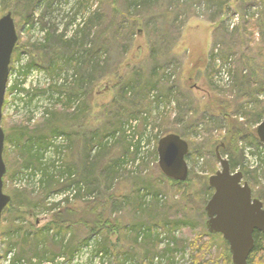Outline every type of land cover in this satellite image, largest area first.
<instances>
[{"label": "rangeland", "instance_id": "374dc122", "mask_svg": "<svg viewBox=\"0 0 264 264\" xmlns=\"http://www.w3.org/2000/svg\"><path fill=\"white\" fill-rule=\"evenodd\" d=\"M138 1L146 3L145 7L133 9L129 6V0L88 1L91 6V9L89 8L91 15L94 14L95 18L94 26L90 31L93 35H96V32L102 35V38H99L104 46L101 49V60L103 63L106 62L107 69L95 81L93 87L87 90L90 91L89 103L86 102L85 111L83 110L87 112L86 115L75 117L74 112L76 111L67 107L62 108V105L57 103L56 108L53 107V113L60 116V119L62 117L63 126H66V133L71 135V140L79 142V147L71 151L66 162L78 169L80 175L84 174V158L94 141L93 133L102 135L113 128H119L121 122L131 115H139L140 120L144 122L150 117H144L143 120L139 112L146 109H150L153 118L152 108L157 106L153 107L149 101H154L155 97L165 98L172 95L176 103L175 111L172 109L163 114L158 119L159 125L153 123V126L158 125L156 129H153L154 131L143 130V123L137 130L139 133H144L145 138L148 137L149 145L154 143L153 138L160 134L162 129L179 132L187 141L189 152L185 160L188 163L189 182L180 188L181 192H187V194L182 196L177 192L178 186H175L161 173L157 161L155 162L152 158L149 165L142 166L135 174L120 173L112 186L109 188L104 186V193L112 194L113 203H116V206L112 205L108 209L110 218L120 222L123 228L139 225L141 221L151 224L152 221L157 222L158 219L171 224L184 221L185 225H182L177 236V244L185 248L194 239H197L199 244H211V249L205 259L211 258L213 261L218 259L221 264L222 255L228 254L225 251L224 240L220 234L208 235L210 233L205 228L207 217L204 207L206 203L203 199L194 200L193 193L196 187L199 188L198 186H203V184L209 187L208 177L221 168L215 156L216 147L221 157L230 159L232 155L234 164L241 161L243 164V156L238 146L236 155L232 152H225L223 149L225 145L222 139L227 134L225 118L230 117L242 123L248 122L250 131L256 136L257 124L251 115L258 111L259 104L264 105V45H260V41L264 39V22L263 19L257 21V26L250 28L252 35L249 37L246 28L248 23H254L253 19L247 23H240L235 28L236 30L234 29L235 31L228 28V19L234 13H238L242 18L240 12L252 8L259 12V17L264 16V0ZM5 2L9 3V8L1 2L0 17L10 12L17 33V42L12 57L14 56L15 59L18 54L25 53L35 61L40 60L39 53L41 52L31 47L29 40L40 39V36L36 30L29 31L30 27L27 28V25L36 24L39 30L42 26L51 30V23L47 20L55 11L57 13L53 17V24L66 21L70 17V11L73 8L78 9L77 5H82L81 0H6ZM71 3L72 6H69ZM74 4L77 5L74 6ZM64 8L70 11H64ZM86 9L83 12H87ZM138 10L141 12H136ZM40 15L43 16V20L39 19L41 22L39 25L35 18H39ZM111 17L115 19V26L110 23ZM139 17L142 21L130 34L127 26L133 19ZM115 29L118 35L115 34ZM51 33H49L51 43L49 46L53 48L52 51H57L63 56L67 55V52L70 53L72 48L63 50L61 42L54 43L58 42V34ZM62 39L70 40L64 37ZM77 45L73 47L74 51L79 49ZM216 48L222 60L231 61L233 80L232 84L226 88H216L211 82L215 70L213 52ZM52 51L48 54L52 55ZM40 64L45 68L50 67L48 61L43 60ZM250 69L254 71L253 76ZM129 79L137 84L134 85L133 92L126 87L129 95L124 99L121 90L124 82ZM151 86L152 88L149 89ZM68 89L67 86L64 91L69 93L70 89ZM84 91L87 92L84 89L81 92ZM150 91L153 92L150 93ZM41 96L43 97L42 94ZM41 96H37V99L39 98L37 102L39 101L40 104L43 102ZM34 105L35 103L30 101L28 107L32 108ZM217 107L223 111L225 118L217 112ZM20 111L19 108L13 115H3L2 129L4 132L20 124L33 132L36 131L35 128H39L38 134L40 135H50L52 130L62 129L60 119L53 120L49 124L39 119L36 123L29 124L21 116ZM245 115L247 117H244ZM132 139L136 140L134 136ZM239 140L250 141L242 136ZM227 142L225 141V144ZM125 147L126 144L123 141L113 147L109 155L101 160V168L108 167L109 162L107 161H113L123 155ZM149 148V151H152V147L149 146ZM195 148L201 151L196 152ZM5 154L9 163L7 167L12 171L13 160L9 159L10 151L7 149ZM256 170L252 169V171ZM240 172L243 174V181L247 182L251 188L252 196L264 201V178L261 182L257 175L247 169H242ZM144 186H150L151 192H156L166 198L165 204L161 206L162 211L159 217L153 205L149 207L147 215L144 214L141 219L138 214H134L137 206L136 189ZM4 187L5 193L12 195V186L6 184ZM186 196L194 199L192 202L184 201ZM33 197L31 199L34 203L43 207L44 196L39 193ZM33 209H30V215L24 216L27 222L33 221L36 226L41 227L51 220L52 212L34 207ZM19 211L24 212V209L21 208ZM13 217L9 211L3 214L0 234L9 230ZM73 228L74 235L71 242L76 244L91 235L89 228L83 226ZM125 231L121 234L116 231L105 233L104 245L112 247L114 251L121 254H131L140 261L153 252L136 246L131 238L124 235ZM49 248L54 253L60 250V247L54 244H50ZM2 252L3 247L0 248V255ZM0 264H3L2 260Z\"/></svg>", "mask_w": 264, "mask_h": 264}, {"label": "trees", "instance_id": "16d2710c", "mask_svg": "<svg viewBox=\"0 0 264 264\" xmlns=\"http://www.w3.org/2000/svg\"><path fill=\"white\" fill-rule=\"evenodd\" d=\"M5 1L6 0H1L4 6L9 8V3L7 4ZM81 1L82 5L74 4V6H78V9L73 8L71 16L65 21L71 23L70 34L66 37L65 33H60L58 34V42H54H61L63 50L72 48L70 53L67 52V55L64 54L63 56L57 51L53 52V48L49 46V44H51L49 33L54 32L57 34L56 31L58 30L56 24H53V17L55 13H57V11H55L52 17L47 20L49 23H51V30L46 29V33L42 40L30 39L29 37V41L32 45L31 47H33L38 52H41L39 53L40 60L35 61L33 60V58L31 59L28 56V62L24 66H22L20 75L23 79H25L26 76L32 72V70H43L45 72L44 78L43 80L40 79L38 81H43V83H46L47 85L43 84L42 86H38L36 87V89H33L31 91L25 90L24 87L20 88L17 86L18 93L21 94L20 98H18L17 100V106L21 110V116L28 120V123H30V118L34 117V114H36V112H41V114L43 115L41 119L44 120L45 124H49L53 120H59L60 116H58L56 113H53V107L56 108V103L60 106L64 105V108H66V105L69 104L67 108L76 111L74 112L75 117H78V115L81 116L83 114L86 115L87 112H84V109L86 102L89 103L90 94V91L87 90L93 87L92 85H94L95 81H97L100 75L107 69L106 62L103 63L101 60V49H103L104 46L102 45V41L99 40V38H102V35H99V32H96V35H93L90 31L92 30V26H94L95 18L94 14L91 15V6L88 3L89 0ZM145 5L146 3H141L138 0H129V6L133 9H139L142 6L144 8ZM69 6H72V3L69 4ZM85 9L87 10V12H83ZM81 11L82 13H80ZM136 12L140 13L141 10H138ZM77 15L78 17L76 19L78 20H75V17ZM39 19L43 20V16L40 15L36 20L40 25L41 22L39 21ZM83 20V25L80 26V21ZM114 21L115 19L111 17L110 23L115 26ZM141 21V17H139L138 19H133L131 21V23L127 26V29H130V34L134 32L135 28L138 26V23ZM145 23L147 24V21H145ZM254 25L257 26V22L248 23L247 25L246 32L249 33V37L252 35L250 28H253ZM42 29H45L44 26H42ZM115 34L118 35L116 29ZM73 36H75V38ZM62 37L68 38L70 40L65 41L62 39ZM249 41H251L250 38ZM76 42L78 43V45ZM76 45L79 46V49L74 51L73 47H75ZM260 45H264V39L260 41ZM98 47L100 48V50ZM51 51L55 55H49L48 53L51 54ZM18 56L19 54L16 56V58H18ZM47 57L49 58L46 60ZM43 60L50 62L49 68H45L40 64V62ZM42 64L45 65L44 63ZM250 73H252V76L254 75V71H252L251 69ZM32 79L36 80V78ZM135 84L137 83H135L132 79L124 82L121 90V95H123L124 99H126V97L129 95L126 87L130 88L133 92ZM67 86L70 89L69 93L64 91ZM151 88L152 86L149 87V89ZM83 89L87 92L85 93L84 91L82 93L81 91H83ZM76 92L77 94H73ZM150 93H152V91H150ZM41 94L43 95V97L41 96ZM37 96H41L43 98L42 104H40L39 101L37 102V100L39 99H37ZM155 99L157 102H159L161 100V97H155ZM163 99H165L164 101L167 100L168 102L175 101V98L172 95H169L168 97H165ZM30 101H33L35 103L32 108L28 107L30 106ZM151 102L149 101V103ZM30 109H32V111ZM152 109L154 114L153 118L150 115V109L139 112L143 120L144 117H142V113L150 117L148 119H145L144 122H139L140 124L143 123L142 127L146 132L147 130L156 129L159 125L157 123L158 119L163 115V113H161V109H159L158 107ZM217 109V112L224 117L223 111L219 107H217ZM257 109L258 111H255V114L251 115L256 124H258L264 116V105L259 104ZM244 117H247V115H245ZM227 118L228 119H224L226 123L227 134L222 139V143L225 145V147L223 148L225 152H232L234 153V155H236L237 146L240 150L239 138L241 136L250 140L249 142L242 141V143L246 145H250L253 147H258L261 145L257 135L255 136L254 133L250 131L248 122L242 123L237 120H232L230 119V117ZM133 119L139 121L140 117L137 114L131 115L123 122H121L119 128H113L112 130L105 132L102 135L93 133L92 137L94 141L89 146L87 154L85 155V169L84 174L81 175L79 174L78 169H75L73 166H71V164H68L66 162L71 151L79 147V142L78 140L77 142H73L71 140V135L69 133H66L67 128L66 126H63L62 117L60 119V124L62 125V129H64H61L60 131L52 130L50 132V135H40L38 134L39 128H35L36 131L33 132L27 127H23L21 124L13 126L9 131L4 132L5 139L3 161L6 165V174L3 180L4 183L6 179L8 180L9 186H12L11 188H13V193L12 195L8 193V195L11 197V200L3 209L0 225L2 223L3 214L6 213V211L11 212L14 217L11 219L12 223L9 230H6L4 234H0V242L3 247V255L12 253L9 264H44V262L46 261L52 262L53 264H64L61 263L59 257H63L69 263L71 258L75 256L78 251L88 246H90L91 248L88 251L89 258L91 259L95 256L98 257L99 264H129V262H131L132 264H145L146 259L151 263L152 261L150 260H153L154 257L160 258L161 264H170L173 261L174 257L173 251L184 249L182 247L183 245L179 246L177 244L178 239L175 234L176 232L180 233V228L182 227V225H185L184 221H177L176 223L171 224L165 223L158 219L157 222L152 221L156 224H150L141 221L139 225L123 228L120 222L110 218L111 216L108 209L112 205L116 206V203H113L114 199L112 194L106 195L104 193V186H107V188H109V186H112L120 173L135 174L139 169L142 168V166L149 165L151 163L150 159L153 158L154 161H156V144L154 143L153 150L149 151L150 145L148 142V137L145 138L144 133L141 132V134L138 132L137 128L140 126V124L137 123V125H133L129 123ZM2 123L3 121L1 122V126ZM153 123L158 124L157 127L153 126ZM119 130L123 132H120ZM162 130L163 131L160 132V134L153 138L154 142L170 133H175L181 136L179 132L172 131L171 129ZM118 131L122 134H120ZM132 135H139L138 139L134 141L132 139ZM65 136L67 139L65 138ZM122 141L126 144V149L123 152L124 154L120 157H117L113 161H107L109 162L108 167L101 168V160L104 157L108 156L111 152V149L116 145H119V142L122 143ZM225 141H228L227 144H225ZM64 142L67 143L65 144ZM65 147H67L69 151H67L68 149H66ZM7 149L8 151H10L9 159L13 160L12 171H10L7 167L9 165L7 160L8 157L5 154ZM195 150L196 152L201 151L199 148H195ZM11 156L13 157L11 158ZM53 156L55 157V159ZM33 161H35V163H32ZM228 161L231 168H234L235 165L236 168L239 164H241V162L234 164L232 155L231 158L228 159ZM35 164H37V166ZM33 166L36 168H34ZM64 168H66V172ZM52 169H54L55 171H53ZM243 173L245 174V172ZM253 173L256 175L255 172ZM28 175L30 178L28 177ZM105 182L108 183V185H105ZM172 182L175 186H178V193H181L182 196L187 194V192H181L180 188L182 187V185H185L186 182H189V178H187L184 182ZM198 187L199 188H195L193 193V197L195 199L191 196H186L184 201L192 202V199H197L198 201H200L199 199H203V201L206 203L212 194V190L208 186H205V184ZM67 188L71 193L70 195L72 196V199L70 201H67L66 204L62 207L56 206L54 210L53 207L47 206L45 198L43 203V207L45 209L42 206H39V204H35L31 199L35 197H33V195L35 194L40 193L45 197L46 195H52L59 191L63 192ZM185 191L187 190L185 189ZM135 199L137 201V206L134 209V214H138L140 219L143 218L144 214L147 215L149 207L152 205L155 206V211L157 213V216L159 217L160 212L162 211L161 206L165 204L166 200V198L161 194L151 192L150 186H144L136 189ZM33 207L36 209H43L47 212H52L51 220L46 225H43L39 228L35 225V222H27L24 216L28 215L30 213V209H33ZM21 208L24 209V212L19 211V209ZM33 215L34 214L32 213V216ZM74 226H83L85 228H89V232L91 233V236H93V240L88 238L90 236L89 235L87 236V238L78 242L77 244L71 242L74 235ZM124 230H126L124 235L131 238L136 246L140 247L142 250H149L153 252L147 258H144L142 259V261H140L135 258V256L133 257V255L131 254L127 253L128 256L126 254L121 255V253H117L116 251H114L115 249H113L112 247L104 245L106 241V237H104L106 236L105 233L116 231L118 232V234H121L122 232H124ZM96 233H101L103 239H96ZM163 234H165V236ZM168 234H170L171 236ZM70 235L71 237H69ZM151 235H157L156 239H152ZM208 235L213 236L212 234ZM252 236L254 246L251 254L247 259V264H264V232L254 230ZM158 240L161 241V244L163 246L161 244L157 246ZM223 243L225 246V251L226 253L228 252V254L222 255L221 264H232V261L230 260L231 254L229 252V249L227 248V243L224 241ZM50 244L59 246L60 250L57 253L52 252L49 248ZM210 245L211 244L205 243L199 244L197 239H194L188 245L193 253V264H219L218 259L215 261H213V259L211 258L205 259V256L208 255L211 249ZM158 247L163 248L160 249ZM164 248H166V250ZM159 250L162 251L160 252ZM160 253H162V255ZM98 254H101V256ZM120 259L123 261H121Z\"/></svg>", "mask_w": 264, "mask_h": 264}, {"label": "water", "instance_id": "95a60500", "mask_svg": "<svg viewBox=\"0 0 264 264\" xmlns=\"http://www.w3.org/2000/svg\"><path fill=\"white\" fill-rule=\"evenodd\" d=\"M16 41L14 21L8 12L0 17V219L10 201V196L3 192L6 168L1 119L8 68ZM256 134L264 144V116ZM187 152L188 144L180 136L171 133L161 137L157 141V163L162 174L174 181H185L188 173L185 161ZM215 155L221 169L208 178V185L214 191L204 207L207 216L205 226L209 233L220 234L227 242L232 264H247L254 246L253 231L264 232V202L252 198L247 182L241 184V172L230 173L229 162L221 158L218 147L215 148Z\"/></svg>", "mask_w": 264, "mask_h": 264}, {"label": "built area", "instance_id": "2783aa9c", "mask_svg": "<svg viewBox=\"0 0 264 264\" xmlns=\"http://www.w3.org/2000/svg\"><path fill=\"white\" fill-rule=\"evenodd\" d=\"M61 9V8H60ZM64 11H70L69 9L66 10L64 8ZM73 12L70 11V13ZM263 13H264V5H263ZM242 15V18H240L239 14H235L234 16L230 17L229 21H228V26L230 29H233L237 24H239L242 20H249L252 18H258L260 16L259 12L255 10V8L252 9H248L246 10L244 13H240ZM71 16V14H70ZM78 17V15L75 17V20ZM37 20V18H36ZM83 21H80V26L83 25ZM56 26L58 27V30L56 31L57 34L60 33H65L66 37L70 34V27H71V23L68 22H61V23H56ZM38 27V26H36ZM66 28V30H65ZM46 29H38L35 28L36 33L39 34V38L42 40V38L44 37L45 33H46ZM28 62V55L25 53H21L19 54L18 58H16L12 64H11V68L9 71V75L7 78V83H6V90H7V95H6V101H5V106H4V114H9V115H13L14 112L16 110L19 109V107L17 106V100L18 98H20L21 94L18 93V87L20 88H25V90H33L36 89V87L38 86H42L43 83L39 82L38 80H43L44 78V71L43 70H39V69H34L32 70V72L26 76L25 79H23L20 75V71L22 70V66H24L26 63ZM32 78H36V80L32 79ZM47 85V84H46ZM18 86V87H17ZM24 97V96H23ZM25 98V97H24ZM173 108L172 107H168L167 111H171ZM43 117V115L41 114V112H36V114H34V117L30 118V123L29 124H34L36 121H38L39 119H41ZM146 117V116H144ZM130 124H136L138 123V120L133 119L129 122ZM245 152V156L250 159L251 154L249 153L248 149L244 150ZM259 163L263 166L264 165V153L262 152L260 155H257L255 159H250V164L251 165H257V163ZM70 191H59L57 193H54L52 195L49 196L48 199H46V204L48 207H53L56 208V206L58 207H62L66 204L67 201H70L72 199V196L70 195ZM176 236L179 235V232L175 233ZM165 235V234H163ZM91 240H93V237L91 238ZM89 247V246H88ZM89 255V253H88ZM101 256V254H98ZM12 257V253H7L5 258H4V262L3 264H9L10 263V259ZM59 259L61 260V263L64 264H69L67 260H65L63 257H59ZM93 263L92 264H99V258L98 257H94L93 258ZM81 259L78 260H73L72 264H81ZM44 264H53L52 262H44ZM128 264V263H126ZM151 264H161L160 263V258L158 257H154ZM168 264V263H167ZM170 264H192V258H191V250L189 248H184L182 250H176L174 251V257H173V261Z\"/></svg>", "mask_w": 264, "mask_h": 264}, {"label": "bare ground", "instance_id": "6f19581e", "mask_svg": "<svg viewBox=\"0 0 264 264\" xmlns=\"http://www.w3.org/2000/svg\"><path fill=\"white\" fill-rule=\"evenodd\" d=\"M235 14H238V13H234L233 14V16L235 15ZM36 24H32L31 26H28L27 25V28L28 27H30V29H29V31H34L35 30V28H36V26H35ZM74 38H75V36H73ZM73 38V39H74ZM77 38V37H76ZM213 64H214V66H215V70H214V72H213V76H212V78H211V82H212V84L216 87V88H226V87H228V86H230L231 84H232V80H233V78H232V70H231V61L228 59V60H222L221 59V57H220V55H219V51H218V49L216 48L215 50H214V52H213ZM60 66V65H59ZM72 70V69H71ZM153 92V91H152ZM151 95H153V94H151ZM153 97V96H152ZM157 98V97H156ZM55 100V99H54ZM64 100V99H63ZM66 100V99H65ZM165 99H163V98H161V100L159 101V102H157L156 101V99H155V101H153V102H151V104H152V106L154 107L155 105L160 109V108H162L161 109V113H165L166 111H167V109H168V107H174L173 108V110L175 111V105H176V103H175V101H164ZM55 102V101H54ZM68 102V101H67ZM77 104V103H76ZM64 106V105H63ZM63 106H62V108H63ZM67 106H69V104L68 105H66V107ZM76 106V105H75ZM74 106V107H75ZM72 108V107H71ZM31 111H32V109H30ZM151 115V114H150ZM25 116V115H24ZM29 116V115H28ZM144 116H146L145 114H142V117H144ZM146 117H148V116H146ZM47 118H48V116H47ZM263 118V117H262ZM45 119V118H44ZM262 120V119H261ZM141 120H139L138 121V124H140L139 122H140ZM27 122H29L28 120H27ZM261 122V121H260ZM260 122L257 124V126L260 124ZM123 126H124V124H123ZM256 126V127H257ZM257 129V128H256ZM125 130V129H124ZM120 131V130H119ZM118 131V132H119ZM120 132H123V131H120ZM119 132V133H120ZM120 134H122V133H120ZM257 135V134H256ZM63 136V135H62ZM123 136V135H122ZM129 136V135H128ZM134 135H132V137H133ZM65 138H66V136H65ZM47 139V138H46ZM53 139V138H52ZM67 139V138H66ZM134 139H138V136H134ZM63 140H64V138H63ZM62 140V141H63ZM135 140V141H136ZM60 141V140H59ZM49 142V141H48ZM50 143V142H49ZM60 143V142H59ZM65 143V142H64ZM63 143V144H64ZM67 143V142H66ZM65 143V144H66ZM261 143V142H260ZM64 144V145H65ZM38 145V144H37ZM40 146V145H39ZM150 146L152 147L151 148V150H153V148H154V143H152V144H150ZM60 147V146H59ZM239 147H240V150H241V155L243 156V164H242V161H241V165H242V169H247V170H249V171H251V172H255L256 173V175L258 176V178L260 179V181L261 182H263L262 181V178H264V165L262 166L260 163H259V161H258V163H257V165L255 166V165H251L250 164V159H255L256 158V156L257 155H260L262 152L264 153V145L261 143V145L260 146H258V147H253V146H250V145H246V144H244V143H242V140H240L239 141ZM12 148V147H11ZM66 149H68L67 147H65ZM10 149V148H9ZM39 149V148H38ZM245 149H248L249 150V153L251 154V156H250V159H248L246 156H245V152H244V150ZM156 152H157V145H156ZM43 151V150H42ZM58 151V150H57ZM66 151V150H65ZM67 151H69V149L67 150ZM61 152V151H60ZM60 152H58V153H60ZM132 152V151H131ZM135 152V151H134ZM142 152H143V150H142ZM57 153V154H58ZM64 153V152H63ZM143 154V153H142ZM40 155V154H39ZM56 155V154H55ZM52 157V156H51ZM54 157V156H53ZM58 157V156H57ZM54 159H55V157H54ZM45 160V159H44ZM38 161V160H37ZM186 161V160H185ZM39 162V161H38ZM31 163V162H30ZM32 163H35V161H33ZM37 163V162H36ZM28 164V163H27ZM54 164V163H53ZM186 164H188L187 162H186ZM36 166H37V164H35ZM58 165V164H57ZM200 165V164H199ZM198 165V166H199ZM54 166V165H53ZM25 167V166H24ZM34 167V166H33ZM200 167V166H199ZM19 168H20V166H19ZM34 168H36V167H34ZM61 168V167H60ZM38 169V168H37ZM65 169V172H66V168H64ZM196 169V168H195ZM198 169H200V168H198ZM198 169H196V170H198ZM252 169H257L256 171H252ZM31 170V169H30ZM53 171H55L54 169H52ZM58 170V169H57ZM70 170V169H69ZM203 170V169H202ZM240 170H241V167H240V164L233 170V171H235V172H240ZM20 171H22V170H20ZM19 171V172H20ZM35 171V170H34ZM59 171V170H58ZM218 171V170H217ZM216 171V172H217ZM41 172V171H40ZM57 172V171H56ZM60 172V171H59ZM200 172H201V170H200ZM215 172V173H216ZM215 173H213V174H211V175H214ZM25 174V173H24ZM41 174V173H40ZM44 174V173H43ZM14 175V174H13ZM210 175V176H211ZM243 175V174H242ZM20 176H22V175H20ZM27 176V175H26ZM28 177H29V175H28ZM30 178V177H29ZM76 178V177H75ZM12 179V178H11ZM77 180V179H76ZM264 183V182H263ZM70 188V187H69ZM65 191H69L68 190V188L67 189H65ZM49 196L50 195H46L44 198L45 199H48L49 198ZM71 232V231H70ZM100 232V231H99ZM168 232H170V231H168ZM254 232V231H253ZM64 233V232H63ZM153 234V233H152ZM170 234H172V233H170ZM170 234H168V235H170ZM61 235V234H60ZM165 236V235H164ZM171 236V235H170ZM169 236V237H170ZM173 236V235H172ZM69 237H71V235L69 236ZM93 236H89L88 238L89 239H91ZM95 237H96V239H101L102 240V234L101 233H96L95 234ZM156 237H157V235H151V238L152 239H156ZM175 237V236H174ZM165 239V238H164ZM171 239H172V237H171ZM62 241V240H61ZM68 241V240H67ZM156 242V241H155ZM163 242H165V241H163ZM62 244V243H61ZM161 244V241L160 240H158V243H157V246H159ZM166 244H168V243H166ZM162 245V244H161ZM163 246V245H162ZM167 246V245H166ZM158 248H163V247H158ZM91 248H90V246H89V249H88V247H84L82 250H80V251H78V253L75 255V256H73L72 258H71V260L69 261V264H72V261L73 260H78V259H81L80 261H81V263L82 264H92L93 263V258L94 257H92L91 259L89 258V256H88V251L90 250ZM165 250H166V248H164ZM163 249V250H164ZM171 249H172V247H171ZM160 251V250H159ZM162 251V250H161ZM160 251V252H161ZM174 252V251H173ZM115 253V252H114ZM113 253V254H114ZM118 253V252H117ZM155 253V252H154ZM161 255H162V253H160ZM46 255V254H45ZM110 255V254H109ZM108 255V256H109ZM122 255V254H121ZM126 255L128 256V254L126 253ZM169 255H170V253H169ZM48 256V255H47ZM117 257V256H116ZM118 257H119V255H118ZM134 257V256H133ZM151 257V256H150ZM131 258V257H130ZM129 258V259H130ZM136 258V257H135ZM152 258V257H151ZM134 259V258H133ZM121 260V259H120ZM124 260H125V258H124ZM132 260V259H131ZM136 260V259H135ZM113 261V260H112ZM117 261V260H116ZM121 261H123V260H121ZM120 261V262H121ZM150 261H152V260H150ZM232 261V260H231ZM138 262V261H137ZM101 263V262H100ZM104 263V262H103ZM109 263V262H108ZM118 263V262H117ZM147 263H149V264H151L147 259L145 260V264H147ZM106 264V263H105ZM114 264V263H113ZM116 264V263H115ZM129 264H132L131 262H129ZM136 264V263H135Z\"/></svg>", "mask_w": 264, "mask_h": 264}, {"label": "flooded vegetation", "instance_id": "af4514ba", "mask_svg": "<svg viewBox=\"0 0 264 264\" xmlns=\"http://www.w3.org/2000/svg\"><path fill=\"white\" fill-rule=\"evenodd\" d=\"M240 167H241V171H242V165L240 164ZM216 172V171H215ZM242 173V172H241ZM241 183H242V181H241Z\"/></svg>", "mask_w": 264, "mask_h": 264}]
</instances>
